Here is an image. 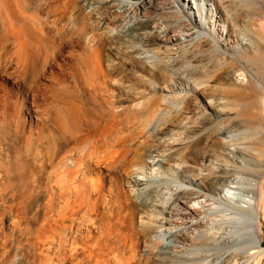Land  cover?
<instances>
[{"label": "rangeland", "instance_id": "obj_1", "mask_svg": "<svg viewBox=\"0 0 264 264\" xmlns=\"http://www.w3.org/2000/svg\"><path fill=\"white\" fill-rule=\"evenodd\" d=\"M81 1L76 0V4ZM223 1L230 2L233 7L228 2L227 5H224ZM235 1V4H233L234 0L233 2L231 0H163L167 8H164L159 14L154 16L152 11L146 12L147 15H153V19L156 20L155 22L158 25L177 30L178 26L176 24L178 21L189 23V11H191L192 16L197 21L205 20L202 23L206 29L213 33V38L221 45H218L219 49L215 48L214 44H210L211 39L208 37L207 41L193 42L186 50L181 48L177 50L178 53L172 52L169 54V52L167 54L171 57L165 54L164 58L162 56L163 60H158L156 54L153 55L155 57H151L149 56L150 51L143 50V48L140 50V54L146 53L147 56L139 57L136 55L133 48L139 45L141 41L139 38L130 39L125 35L116 37L112 34L111 38L107 33H104L105 35L103 32L100 34L99 31L101 30L96 31L93 41L96 44L101 41L105 43L106 47L101 49L98 45L95 48L93 44L92 50H96L97 57H94L93 63H90L89 67L92 69L96 67L97 69L94 72L97 75H105V79L108 80L104 88L106 92L101 94L102 91L99 89V85L96 86V84L94 87H97V90L87 86L88 89L86 88L84 93L86 95L90 94L89 100L93 102L89 104L91 102L82 97L80 108L81 110L84 109L86 113L91 112L95 115L98 114V112H95L99 106L102 109L114 107L117 103L121 106L117 109L119 115L117 114L114 118V122L109 120L111 118L106 117L103 113V115H100L102 117L99 122L92 125L94 127L90 128L91 134H89L90 139L93 140L92 143L100 146L103 144V139L110 140L117 133L121 134L132 130L135 126L133 121L145 117L150 111L148 106L156 104L159 97L164 95H187L189 99H185L183 102L191 113L189 123H192L190 124L208 126L209 118L213 117L212 113L215 109H218V111L224 108L227 111L230 109L229 112L236 116V125H230L231 128L229 127V130L223 135H226L225 138L227 136L232 137L230 140L227 139L236 144L237 150L233 153L235 156L233 155L234 157L232 156L228 160L226 157L217 158L210 155L211 166L215 167L217 163H220L219 159L228 161L231 165L245 164L248 166L250 162L247 158L251 154L250 157L254 156L253 158L261 165L258 167L253 165L251 168H259V171H264V151H261L259 156L245 147V145L251 146V143H255L250 139L251 130L253 131L254 128L256 130V136L255 133L253 135L255 136L254 139L264 140V0H250L251 3L246 0ZM27 2L26 13L31 14L35 21L23 19L21 14L13 18H10V15L6 16V13L1 14L4 19L0 16V41L1 36L8 31L9 27L18 30L25 28L23 25L27 24L34 31L44 35L45 43L43 42L42 49L47 58L45 60L46 64L41 62L38 73L28 82L19 64L15 61V56L11 53L8 55L9 47L13 48L11 42L15 44L13 38L8 39L6 47L1 46L0 52L3 53L2 55L0 53V217L3 216L7 208L6 205L14 202L16 204L18 202L16 208L18 207L17 210L21 213L19 215L21 217L15 227L16 230L15 228L12 229L11 233L6 225L9 219H5L4 216L3 220L0 221V226H2L0 227V239L3 240L8 234L9 242L6 248L8 247L7 249H9L12 256L17 257L18 264H61L55 241L62 225L56 215V210L62 201L59 193L60 189L73 187L76 182L78 184L79 180L77 179L75 183H72L69 180L72 171L61 172L60 166L56 163V158L51 160L46 152L44 140L39 141L32 137L44 132L48 105L54 103V101L52 102L54 93L60 89L61 81L72 79L70 75L73 73L74 65L77 64L73 54H80L84 50L78 45L82 42L76 43L71 39L73 37L75 40H80V33H74L68 40L60 37L68 29L70 25L68 21L71 19L66 20L72 13V10H70L64 16V20L59 19L61 15H64L62 11L63 0H27ZM246 2H248L247 6ZM242 6L246 9H243ZM59 7L60 10L50 11V8ZM186 7L188 10L190 9L188 12L185 11V9L187 10ZM248 7L249 9H247ZM135 12L133 10L130 13L133 16L132 19L137 15ZM22 14L24 15V13ZM93 15L92 20L96 22L95 17L97 15ZM8 16L9 19H7ZM45 16L47 17L45 18ZM119 17L126 19V13H119ZM6 19L9 21H6ZM84 19L87 20V17ZM13 21L14 23H12ZM16 21L18 24H16ZM21 21L29 23L21 25ZM4 22L6 25L4 24L3 27L1 24ZM6 26L7 28H5ZM46 33L49 39H46ZM21 38L18 39L19 42ZM228 41H231L230 46L232 47L223 50ZM249 41L250 43L253 42V45L259 42L262 45H259L260 47L258 46L257 50H252L248 44ZM205 42L208 46L205 45ZM32 43L35 46L40 44L36 40ZM144 43H147V41H144ZM196 44L200 46H196ZM243 44L246 47H243ZM90 50H86L87 52L85 51L84 55H88ZM225 51L227 55L223 54ZM233 52L236 56L233 58L228 57ZM242 54L253 57V59L250 58L247 63L241 61L238 57ZM11 56L14 59H11ZM225 58L230 60L227 63L230 62L231 64L232 61V64L237 65L239 69L242 67L243 70H240L246 72L249 78L253 75L252 82L250 78L249 83L247 81L243 84L245 87L243 93L246 94V97L240 99L238 105L225 103L231 100L230 97L226 98L225 96L228 95L226 92L229 93V90H232L229 88L233 87L231 80L222 77ZM250 61L256 62V66L255 64L252 65ZM249 66H252V69ZM255 69L257 70V76L254 74L256 73ZM100 82L102 83L103 79ZM223 82L227 83L229 90L223 85ZM23 91L25 92L23 93ZM104 93L109 96H105ZM93 94L95 97H93ZM210 105L214 109H211ZM232 112H235V114ZM252 117L253 119H251ZM108 121H111V123ZM112 123L113 125H110ZM114 131L115 133H113ZM27 136H30V139ZM156 142L157 135L149 137L150 144ZM255 145L257 144L255 143L253 146ZM81 146V153H83L81 154L82 164H80V168L82 166L85 169L82 168L84 171L76 172L77 178L86 176L87 180L97 179L95 178L97 172L93 171V166L90 165L92 160L88 157L91 147L89 144L83 145L82 143ZM183 163H187V158H184ZM198 167L203 168L204 165L199 164ZM210 168V166H205L207 171ZM244 171L246 170L238 168V173L235 174V182H233L235 193L232 192L233 195H228L233 204H238L236 202L240 204L241 193L253 179ZM151 172L153 173L147 176V181L150 184L146 191L147 194L145 193L144 196L148 201L147 207L144 209L145 220L148 224L145 230L140 231L137 223L139 219V202L126 193H122L119 183L116 184L113 187V192L106 196L108 199L103 200L96 209L97 214L92 215V218L96 216V223L88 229V238L82 241L79 240L80 243L78 242L85 249L87 248L86 253L89 252L90 254V258L85 259L83 264H87V262L88 264H215L224 255L221 236L228 227L229 212L218 209L213 200L197 203L195 206L198 207L197 213L199 216L195 218L189 216V218L200 221V228L190 232L191 242L182 244L183 241L175 238L172 232L178 227L186 226L188 229L189 219L177 212L176 209H179L181 205L179 202L171 201V190L172 187L176 186L195 187L193 184L194 175L182 174L166 163L158 164L152 168ZM15 175L19 178L18 180ZM87 180L85 179V183ZM97 181L104 183L102 174L99 175ZM60 183L62 185L59 187ZM68 184L69 187H67ZM38 190L44 193L41 200L42 204L37 208H27L23 203L27 193ZM26 191L27 193H25ZM12 193L15 194V200H11ZM170 206H173L171 208L172 213L169 212ZM20 207H23V209ZM262 222H260L259 227L261 243L264 246V222ZM83 233L86 234L85 231ZM218 240L222 242H218ZM204 242L210 245L208 249L194 255L192 253L193 246ZM0 249V260H2L0 264H7L8 260L2 258L3 249ZM201 259L202 261L199 262ZM63 264L70 263L65 262Z\"/></svg>", "mask_w": 264, "mask_h": 264}, {"label": "bare ground", "instance_id": "obj_2", "mask_svg": "<svg viewBox=\"0 0 264 264\" xmlns=\"http://www.w3.org/2000/svg\"><path fill=\"white\" fill-rule=\"evenodd\" d=\"M231 1L233 2V0ZM246 1L251 3L250 0ZM28 2L27 0H0V16L1 14L6 13V16L10 15V18H13L18 17L17 15L21 14L23 19H30V21L32 19V21H35L31 14L26 13ZM227 2L228 1H223L222 3L227 5ZM235 2L236 1L234 0L233 4H235ZM248 2H246V6ZM228 3L230 4V2ZM62 5L64 15H61L59 19L64 20V16L70 10H72V13L66 20L68 21V19H71L68 21L70 25L66 32L62 33L60 37L68 40L74 33H80V40H75L73 37L71 39L72 41H76V43L82 42V44L78 45L81 46L84 51L80 54H73L77 64L74 65L73 73L70 75L72 79L70 81L67 79L61 81L60 89L54 93V99L52 100L54 103L51 102L52 104L48 105V115L45 117L47 120L44 123V132L32 137L39 141L42 139L44 140L46 152L51 160L56 158V163L60 166L61 172L72 171L71 175L69 174V180L72 183H75L77 179L79 180L78 184L76 182V185H73V187H69V184H72L70 182L67 186L69 188L60 189L59 193L62 197V201L56 210V215L62 225L60 227V231H58L59 233L57 239L55 238V241L56 251L60 255L61 264L65 262H69L70 264H83L85 259L90 258L89 252L86 253L87 248L85 249L84 246H81L79 244V240L82 241L88 238V229L96 223V216L92 218V215L97 214L95 212L96 209L103 202V200H106V196L113 192V187L118 183L122 193H126L139 202V219L137 223L140 227V231H144L148 225L144 216V209L147 207L148 202L146 201L147 198L145 199L144 196L150 184V182L147 181V176H150L153 173L151 172L153 167L158 164L161 165L162 163L168 164L169 167L175 169L176 171H180L182 174L194 175L193 184L195 187L185 188L176 186L172 187L171 190V201L174 200V202H179L181 205H179V209H176L177 212L189 219L188 229L186 226L178 227L172 232L175 238L183 241L182 244L191 242L190 232L194 229L200 228V221H194L193 219H190L189 216H193L194 218L199 216L197 213L198 207L195 206L197 203L213 200V202L217 204L218 209L227 210L230 215L227 222L228 227L226 228V232L221 236V239L223 240L222 249L225 253L215 264H264V246L261 243L259 227L260 222H264V171H259V168H251L253 165L257 167L261 166L260 162L255 160L253 158L254 156L250 157L251 154L249 155L248 153L247 155H249V158L247 159L251 164H248V166L245 164H239V166L234 164L231 165L228 161H222L219 159L222 163H217L216 166L213 167L211 166L209 160L210 155L217 158L226 157L230 160V158L234 155L233 153L237 150V147H235L236 144L229 141L232 137L227 136V138H229L228 140L225 138L226 135L223 136L224 133L229 130L230 125H236V116L229 112L230 109L228 111L225 110V108L220 111L215 109L212 113L213 117L209 118L210 120L208 126H199L197 124H190L192 122L189 123L191 113L188 111V108L183 102L185 99H189L187 95H164L159 97L156 104L154 103L148 106L150 111L145 115V117H141L140 119L133 121V123L135 122V126H133L132 130L121 134L117 133L112 139H110V136V140L103 139V144L96 146L92 143L93 140L89 137V134H91L90 128L94 127L92 126L94 123L96 124L99 122V119L102 117H100V115H103V113L106 117L108 116L111 118H108L109 120L114 122V118L118 114L117 109L121 105L117 103L116 106L109 107L107 109H102V107L98 105L99 111L98 109L97 111L95 110V113L98 112V114L95 115L91 114V112L86 113L84 109L81 110L80 108V101L82 100V97L87 100L90 99V94L86 95L84 93V90H86V88L88 89L87 86L95 88L94 86L96 84V86L99 85V89L102 91L101 94L106 92L104 88L108 80L105 79V75H97L94 72L97 68L94 67L92 69L89 67L90 63H93L94 57H97L96 50H92L93 44L95 45V48L98 45H100L101 49L106 47L105 43L100 40L98 44L93 41V36L96 31L98 32L101 30L99 31L100 34L102 32L103 34L107 33L109 37L111 36V38L112 35L116 37L125 35L130 39L139 38L141 40L139 45H136L133 48L135 49L134 52L137 56H147L146 53L143 55L140 54V50L143 48V50L150 51L149 56L155 57L153 55L156 54L158 60H163L162 56L164 58L165 54L169 52V54L172 52L176 53L177 50L181 48L186 50V48L193 42L207 41L209 38L211 39L210 44H214V47L219 49L218 45L220 44L213 38V33L206 29L202 23L205 20H201V22L197 21L194 16H192V12L189 11L190 9L188 10L186 7L187 10L185 9V11L190 12L189 23L186 24L180 21H178V23L176 22V25L178 26L177 30L162 27L155 22L156 20L153 19V15L155 16L159 14V12L163 11L164 8H167L165 7L163 0H82L79 4H76V0H63ZM231 6L233 7V5ZM237 6L240 7L239 5ZM242 7L243 9L245 8L244 6ZM50 9V11H56L60 10V7ZM247 9H249V7ZM133 10L136 11L135 13H137V15L132 19L133 16L130 15V13L133 12ZM149 11L153 12L152 16L150 14L152 12L149 13L150 15L146 14V12ZM123 12L126 13V19H121L119 17V13L121 14ZM22 13H24V15ZM93 14L97 15L95 17L97 19L96 22L95 20H92V16H94ZM46 17L47 16H45V18ZM85 17H87V20L84 19ZM2 18L4 19V17ZM7 19H9V16ZM7 19L6 21H9ZM12 23H14V21ZM23 23L29 22L21 21V25H23ZM4 24L5 22L1 25L3 26ZM9 24L10 23L8 22V25ZM16 24H18L17 21ZM23 26L25 28L18 30L15 27V29H13V27H9V29H7L8 31L1 36L0 51L1 46L6 47L8 39L13 38L15 42V44L11 42L13 48L8 46L9 50L6 51L8 52V55L11 53L15 56V61H17L24 77L29 82V80H32L38 73L40 63H45L47 56L44 55V51L42 49V44L43 42L45 43L44 35L34 31L27 24ZM5 28H7V26ZM194 28L195 30H193ZM47 35L48 34L46 33L45 37L46 39H49ZM20 37L22 38L19 42L18 39ZM35 40L40 43L38 46H35L32 43ZM144 41H147V43H144ZM231 41L227 42V44L223 47V50H225V48L229 49V47H232L230 46ZM233 42H235V40H233ZM206 43L207 42H205V45L208 46ZM252 43H250V41L248 43L252 50H255L259 45H262L259 44L260 42L256 45L255 43L254 45ZM197 45L200 46L199 44H196V46ZM243 47H246V45L243 44ZM89 49H91L88 52L89 54L84 55L85 51ZM169 54L167 55L170 56ZM223 54L227 55L226 51L223 52ZM235 56V52L228 55V57L232 58ZM250 58L253 59V57L248 55L246 56L244 54L238 57L239 60L246 61V63L250 60ZM11 59L14 58L11 56ZM228 61L230 60H227L226 58L224 59L222 77L224 79L231 80V84H233V87L229 88L227 83L223 82V85L227 88V90L232 89L229 90V93L226 92L228 95L225 96L226 98H231L229 102H225L230 105L237 104L240 99L244 96L246 97V94L243 93L245 90L243 84L247 81L249 83L250 78L252 82L253 75L249 78V75L246 72L241 71L243 70L241 69L242 67L240 70L237 65L235 66L232 64V61L231 64L230 62L227 63ZM233 63L235 64V62ZM250 63H252V65L255 64L256 66V62L254 63L250 61ZM250 68L252 69V66ZM257 68L259 69V67ZM256 69L254 70L255 72L257 71ZM254 74L257 76V72ZM101 79H103L102 83L100 82ZM94 80L95 83L93 84ZM91 91L93 90L91 89ZM24 92L25 91H23V93ZM107 95L108 94H105V96ZM93 97H95V95ZM89 102L91 101L89 100ZM92 102L89 104H92ZM209 102L211 103V101ZM210 108L212 109L213 107L210 105ZM232 113L235 114V112ZM251 119H253V117ZM111 121L108 122L111 123ZM110 125H113V123ZM115 131L113 133H115ZM255 131V128L253 131L251 130L250 139L257 144L255 145L256 147L253 146L255 143H251V146L253 147L244 145L247 149L251 150V152L260 156L259 153L264 151V140L254 139L256 136ZM254 133L255 136H253ZM154 135H157V142L150 144L149 137ZM27 137L30 139V136ZM81 143L83 145L89 144L91 147L89 151L90 155L88 156L92 160L91 161L89 159L91 161L90 165L93 166V171L97 172L95 174V178L99 179V175L102 174L104 183L93 178L87 180L86 176V178L83 176H79L80 178H77V171L81 172L85 169L82 166L80 168V164H82L81 154L83 153H81ZM244 143H246V141ZM184 158H187V163H183ZM199 164H203L204 167L199 168ZM205 166H210L211 168L207 171ZM238 168L246 170L244 173L250 175L253 179L246 188L244 187V191L242 189V197H239L241 199H239L240 204L239 202H236L238 204H233L228 195H231L232 192L235 193L233 191V182H235L234 177L235 174L238 173ZM18 179L19 178H17V180ZM85 179L87 180L86 183ZM61 185L62 184L60 183L59 187ZM41 192L42 191L40 190L33 191L31 193H27L26 191V199L23 202L25 206L33 209L41 205V200L44 194ZM11 198V200H15L14 193L11 194ZM17 204L14 202L6 205L7 208L5 209L3 216L0 217V221L3 220L4 216L5 219H9V222L6 225L10 231L14 229L17 226L18 221H20L19 218L21 216L19 215L21 213L18 212V207L16 208ZM172 207L173 206L169 207L170 213H172ZM20 208L23 209V207ZM84 231L86 234L83 233ZM8 240V234L3 240L0 239V248L3 249L2 258L8 260L7 264H18L17 257L12 256L9 249H7L8 247L6 248L7 243L9 242ZM218 242L222 241L218 240ZM209 246L210 245L205 242L196 244L192 248V253H194V255L200 254L206 251ZM1 261L2 260H0V263ZM201 261L202 259L199 262Z\"/></svg>", "mask_w": 264, "mask_h": 264}]
</instances>
